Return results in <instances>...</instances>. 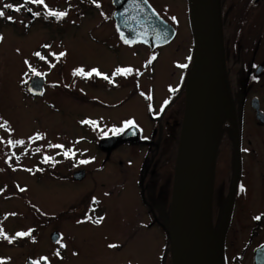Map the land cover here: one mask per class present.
I'll list each match as a JSON object with an SVG mask.
<instances>
[{
  "label": "flooded vegetation",
  "instance_id": "1",
  "mask_svg": "<svg viewBox=\"0 0 264 264\" xmlns=\"http://www.w3.org/2000/svg\"><path fill=\"white\" fill-rule=\"evenodd\" d=\"M71 10L83 15L96 11L109 27L110 34L101 36L103 31L100 30V36L91 37L96 44L91 46L90 53L97 57V62L77 68L72 62L68 42L57 41L59 49L55 50L53 46L50 50L52 71L28 73L23 85L26 89L32 75L43 76V93L32 95L26 89L28 96L43 97L50 89L54 93L50 95L48 104L55 110L64 109L66 105L60 108L61 104L71 96L97 109L96 113L78 116L81 118L77 123L87 132L80 137L84 142L83 149H56L43 156L42 166L35 170L48 171L46 175L54 186L84 184L85 188L74 201L69 202V198L62 203L64 207L47 216L52 226L45 236L41 235L39 225L19 232L28 235L16 236L17 246L22 250L17 264H64V260L73 264L79 251L75 246L69 248L63 235L69 232L67 226L70 222L83 224L86 234L94 233L106 222L107 227H118L114 238L101 242L108 252L128 247L136 240L145 245L144 241L153 228L155 235H159L161 249L163 247L160 264H171L167 232L169 180L165 179L156 189L158 180L155 181V176L158 169L165 168L178 142L185 83L191 62L186 76V67L182 66H187V63L179 64L181 72L175 84H169L168 76L164 75L162 93L156 96L152 71L159 59V50L172 39L153 48L141 42L123 40L117 31L113 0H67L63 10L56 8V12L67 15L57 18L48 14V20L66 22ZM220 22L229 115L221 121L216 142L211 223L214 235L221 238L222 264H264V0H220ZM137 46L145 49L147 54L144 58L137 57ZM56 65L65 69L60 77H53L57 74L54 72ZM78 70L85 74H79ZM89 72H92L91 76L86 75ZM77 88L79 92H76ZM59 90L61 97L57 93ZM73 91L78 94L74 95ZM131 102L139 105L137 117L117 115L119 107ZM129 121L133 123L127 126ZM147 127L148 134L144 135ZM131 128L137 130L136 141L121 140L111 147H102L107 140L118 138ZM118 129L123 131H115ZM124 147L127 154L120 149ZM143 147L145 151H141ZM77 171L83 172L81 177L74 176ZM99 173H103L100 181L97 180L94 186L86 185L93 175ZM128 184L135 187L137 205L131 210L122 208L121 213L109 218V198L119 197ZM136 209L138 215H135ZM35 216L40 220L43 214L38 210ZM99 217L103 220L97 224L94 221ZM54 232L58 233L57 240L52 239ZM24 247L28 249L24 251Z\"/></svg>",
  "mask_w": 264,
  "mask_h": 264
},
{
  "label": "rangeland",
  "instance_id": "2",
  "mask_svg": "<svg viewBox=\"0 0 264 264\" xmlns=\"http://www.w3.org/2000/svg\"><path fill=\"white\" fill-rule=\"evenodd\" d=\"M148 1L175 29L172 41L159 50L160 60L156 61L152 71L155 77H152V84L157 96L162 93L164 75L168 76L169 84H175L181 72L179 64L188 63L193 47V36L188 0ZM66 3L67 0H44L43 4L34 0H0V10L5 13L0 17V36L3 37L0 39V124L7 122L5 127H0V229L6 235L0 237L2 264L20 262L22 250L16 243L17 233L22 229L29 230L33 225H39L41 235L45 236L52 226L47 216L64 207L62 203L69 198V202L74 201L85 188L84 184L54 186L50 177L46 175L48 171L43 173L33 170L42 166L43 156L56 149L70 147L75 150L83 149L85 146L80 137L87 132L77 123V119L81 118L78 116L88 112L96 113L97 109L71 96L61 104L60 108L66 105L64 109L55 110L48 104L53 90L47 89L43 97L32 98L26 94L23 85L28 73L52 71L50 50L53 46L55 50L59 49L60 43L57 41L68 42L72 62L77 68L97 62V57L90 53L91 46L96 44L91 37L100 36V30L103 31L101 36L108 34L109 27L96 11H88L83 15L71 10L66 22L48 20L47 15L50 11L56 12V8L63 10ZM6 4L12 7L5 8ZM105 6L107 11L110 10L108 2ZM27 13L33 17L29 18ZM42 13L44 14L41 16ZM7 17L12 19L9 20ZM53 40L55 42L52 43ZM35 53L40 55L37 56ZM146 54L144 48L137 46V57L144 58ZM54 69L57 74H53V77H60V73L65 71L61 65H56ZM79 91L77 88L76 92ZM76 92L73 91V94H78ZM164 92L166 93L165 89ZM57 93L62 96L60 90ZM119 109L117 115H134V118L140 112L139 105H133L132 102ZM70 111V114H66ZM164 130L165 128L162 131ZM147 132L148 127L144 128V135L148 134ZM9 141L23 143L15 144ZM89 149L94 150L91 147ZM120 149L128 153L125 147ZM141 151H145V147L141 148ZM168 161L165 170L158 169L155 176L158 183L156 182L155 187L159 189L165 179L169 180L167 185L169 206L173 166L171 168L169 158ZM102 177L103 173L95 174L86 185L94 186ZM109 201V218L116 216L118 212L121 213L122 208L131 210L138 203L135 187L126 185L119 197H111ZM38 210L43 214L40 220H36L35 216ZM138 213L136 209L135 215ZM106 223L99 226L94 233L88 234L83 232V224L79 222L68 224L69 232L63 235L69 248L75 246L79 251L73 264H118L126 261L133 264H160L163 247L161 249L159 235H155L153 228L150 236L144 241L145 245L136 240L128 247L108 252L103 249L101 242L106 238H114L118 227H107ZM26 248L24 247V251ZM38 251L42 250L39 248ZM95 255L99 257L95 258ZM68 262L64 260L62 263Z\"/></svg>",
  "mask_w": 264,
  "mask_h": 264
},
{
  "label": "water",
  "instance_id": "3",
  "mask_svg": "<svg viewBox=\"0 0 264 264\" xmlns=\"http://www.w3.org/2000/svg\"><path fill=\"white\" fill-rule=\"evenodd\" d=\"M193 36L191 64L184 92V107L173 168L168 219L171 264H196L191 244V219L196 203L202 207L206 230L211 223V193L216 142L220 123L215 119L218 99L227 105L226 66L220 22V0H188ZM117 31L127 42H141L153 48L174 38L175 29L160 16L148 0H113ZM44 77L33 75L27 91L43 93ZM121 140H137L136 128L102 146ZM82 171L74 173L81 177ZM58 233L52 234L57 240ZM222 250L213 264H222ZM26 264H30L27 262Z\"/></svg>",
  "mask_w": 264,
  "mask_h": 264
},
{
  "label": "bare ground",
  "instance_id": "4",
  "mask_svg": "<svg viewBox=\"0 0 264 264\" xmlns=\"http://www.w3.org/2000/svg\"><path fill=\"white\" fill-rule=\"evenodd\" d=\"M228 115L226 104L219 98L215 111L217 123L228 118ZM200 203H196L191 219L190 229L193 256L196 264H213V258L217 257L221 250V238L207 232Z\"/></svg>",
  "mask_w": 264,
  "mask_h": 264
},
{
  "label": "snow or ice",
  "instance_id": "5",
  "mask_svg": "<svg viewBox=\"0 0 264 264\" xmlns=\"http://www.w3.org/2000/svg\"><path fill=\"white\" fill-rule=\"evenodd\" d=\"M34 2L43 4L44 0H34ZM4 7L5 8H9V7H12V5H7L6 4ZM17 10H19V9H17ZM48 14L51 15V16H55L57 18H62L63 16L67 15V13H65V12H53V11H50ZM4 15H5L4 11L0 10V17H3ZM7 18L9 20L12 19V17H7ZM0 39H3V37L0 36ZM45 47H47V46H45ZM35 55L39 56L40 54L39 53H35ZM60 55H63V53H61ZM154 58L155 57H153V59ZM182 67H186V65H183ZM118 71H120V70H118ZM78 72L81 75L85 74V73H83V70H78ZM93 72H96V70H93ZM96 74L100 75L99 72H96ZM86 75L91 76L92 72H89ZM105 78H107V77H105ZM132 123H133L132 121L127 122V126H130ZM6 125H7V122H4V124H0V127H5ZM115 131L119 132V131H123V129H118V130H115ZM9 143L20 144V143H23V141H14V142L13 141H9ZM57 147H62V146H57ZM87 162L88 161H80V163H87ZM21 190H23V189H21ZM259 218L260 217H256V219H259ZM89 219H91V217H89ZM102 220H103V217H99L94 222L99 224V223H101ZM0 235H3V230L2 229H0ZM25 235H28V234L27 233H17V236H25ZM109 247H117V245H109ZM0 264H2V261H0Z\"/></svg>",
  "mask_w": 264,
  "mask_h": 264
},
{
  "label": "trees",
  "instance_id": "6",
  "mask_svg": "<svg viewBox=\"0 0 264 264\" xmlns=\"http://www.w3.org/2000/svg\"><path fill=\"white\" fill-rule=\"evenodd\" d=\"M75 1H77V0H75ZM189 64H190V59H189V61L187 63V66H186V70H185V74H184L185 76L187 74V70L189 68ZM178 106H180V109L182 108V99H181V102H180V104ZM176 143H175V146H174V150L172 152V155H171L172 157H170L171 168H172V166L174 168V161H175V155H176ZM170 178H171V176H170ZM0 237H2V235H0Z\"/></svg>",
  "mask_w": 264,
  "mask_h": 264
}]
</instances>
